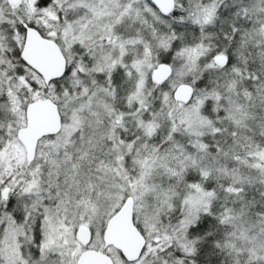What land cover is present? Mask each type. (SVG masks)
I'll return each mask as SVG.
<instances>
[{
    "label": "snow or ice",
    "instance_id": "snow-or-ice-1",
    "mask_svg": "<svg viewBox=\"0 0 264 264\" xmlns=\"http://www.w3.org/2000/svg\"><path fill=\"white\" fill-rule=\"evenodd\" d=\"M0 264H264V0H0Z\"/></svg>",
    "mask_w": 264,
    "mask_h": 264
}]
</instances>
